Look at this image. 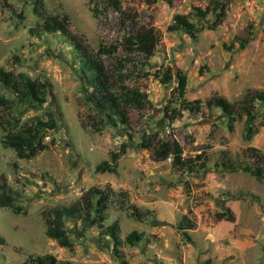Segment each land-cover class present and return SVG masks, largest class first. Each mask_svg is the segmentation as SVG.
<instances>
[{
  "label": "rangeland",
  "instance_id": "obj_1",
  "mask_svg": "<svg viewBox=\"0 0 264 264\" xmlns=\"http://www.w3.org/2000/svg\"><path fill=\"white\" fill-rule=\"evenodd\" d=\"M42 1L50 14L68 20L70 30L90 50L106 48L109 70H117L121 63L131 73L125 86L141 89L149 104L143 111H131L128 130L106 126L101 132L93 131L88 124L93 111L86 100L80 56L71 43L59 34L30 32L43 23L34 15L31 0H0V67L25 73L49 89L43 107L18 104L1 87L0 93L16 101L21 123L47 112L55 113L59 123V129L44 139L48 150L31 160H20L13 150L2 147L0 125V177L21 193L20 205L26 211L16 215L0 208V238L5 240L0 245V264H27L29 257L47 254L74 264H120L121 259L130 264H264V183L222 166L224 155L234 163L251 164L249 147L264 155V107L259 108L256 121L259 133L246 141L244 118L230 132L224 114L205 105L214 96L237 105L249 92H264V0H224L222 24L210 31L206 20L194 19L203 29L194 39L185 32L168 31L173 17L190 15L196 8L205 10L215 0H174L172 7L165 2L147 5L144 0H122L126 13L137 15L140 26L153 27L162 35L149 66H142L140 57L126 51L129 17L124 20L112 9L95 17L93 0ZM248 33L252 40L245 49H225L235 37ZM168 67L185 73L184 99L201 101L203 106L196 114L183 111L184 117L171 125L164 109L174 98L177 83L162 86L152 76ZM172 108L178 109L179 103L173 102ZM155 133L159 138L176 139L187 158L205 152L207 168L189 173L174 169L171 159L152 160L150 152L138 145L144 134ZM124 144L127 151L118 161V173H96L95 166L109 161L110 153ZM106 186L116 193L127 192L128 206L152 215L137 221L130 210L120 208L117 196L103 230L68 223L71 249L46 236L44 211L71 205L92 187ZM226 209L233 212L234 222H217L216 215ZM189 212L196 222L189 231L193 243L177 231V224ZM134 231L145 240L130 247L125 239Z\"/></svg>",
  "mask_w": 264,
  "mask_h": 264
},
{
  "label": "trees",
  "instance_id": "obj_2",
  "mask_svg": "<svg viewBox=\"0 0 264 264\" xmlns=\"http://www.w3.org/2000/svg\"><path fill=\"white\" fill-rule=\"evenodd\" d=\"M96 8L92 13L97 17L100 13H106L112 9L120 14L125 20L131 19L130 33L125 39L127 53L137 55L143 60L142 66H149L155 51L161 43V33L153 27L140 26L137 23V15H128L123 8L122 0H93ZM165 2L170 7L174 0H144L147 5ZM34 15L41 18L43 23L40 28L31 29L30 32L37 34H59L69 41L74 51L80 56V70L83 81L87 87L86 100L92 108V115L88 117L89 127L95 132H101L104 127L117 128L121 126L130 128L131 111H143L147 108L148 96L141 89L127 87L125 82L131 77L126 69L118 63L117 70L111 71L105 64L104 56L108 54L106 48L94 52L74 34L69 27L68 20L60 16L52 15L46 9L42 0H31ZM103 8V10L101 9ZM226 11L224 0H215L205 9H194L190 15H175L172 24L168 27L169 32H185L192 39L203 29L199 28L194 19L206 20L210 31L217 30L225 19ZM209 16L213 20L207 19ZM251 34L247 37H235L230 45H225L227 51L243 50L249 44ZM238 46V47H237ZM146 76H149L148 74ZM155 80L162 86L172 82L177 83L173 90L174 98L165 106L164 114L169 124L184 117L183 111L196 114L203 108L201 101L187 102L184 97L187 90V77L180 70L170 67L158 70L153 75ZM0 87L9 91L19 103H26L43 107L47 103L48 85L40 80L31 79L25 73H14L0 67ZM91 90V91H89ZM173 102L179 103V108H172ZM18 104L16 101L5 97L0 93V117L1 145L5 149H11L20 160H31L41 152L48 150L49 144L44 143L45 137L59 129L58 119L55 113L47 112L44 117H35L30 123H21L17 116ZM208 109H219L228 120V129L234 131V123L239 119H245L243 138L251 141L258 133L256 121L259 117V108L264 107V92H249L240 104H231L226 99L214 96L205 103ZM85 127V126H84ZM86 128V127H85ZM138 148L147 150L151 159L156 162H165L171 159L174 169L189 173L201 172L207 168L208 158L205 152L194 158L184 156L181 144L176 139L159 138L158 134H144ZM127 145L121 146L118 152L110 153L109 161H102L95 166L96 173H118V161L126 154ZM251 164L241 165L234 163L224 155L222 166L229 171H242L252 176L259 183H264V155L256 148L246 149ZM16 166V165H14ZM248 195V194H247ZM119 197L120 208H126L132 212V217L139 222L148 219L150 211H140L134 205L128 206V193H116L111 186L104 188L92 187L80 199L68 206H56L43 212V220L46 227V236L56 241L62 248L71 249L72 240L69 237L68 223L80 222L83 227H96L104 229V223L109 217L110 204ZM254 197L253 195H249ZM245 197V196H244ZM258 199L257 197H254ZM22 195L8 185L4 176L0 177V208L8 209L16 215L25 214V209L20 205ZM235 217L230 209L216 215V221L234 222ZM196 227L195 220L191 219L190 212L184 215L177 224V231L184 240L193 243L189 231ZM116 241V237L112 235ZM145 240V236L136 231L127 235L125 242L130 247H136ZM4 238H0V245H4ZM27 264H74L68 261H59L52 254L29 257ZM120 264H130L125 259Z\"/></svg>",
  "mask_w": 264,
  "mask_h": 264
}]
</instances>
